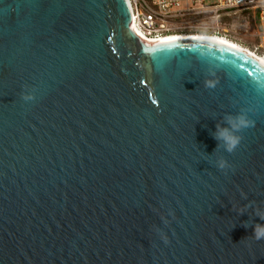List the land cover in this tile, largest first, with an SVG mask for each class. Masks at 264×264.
Listing matches in <instances>:
<instances>
[{"label":"water","instance_id":"obj_1","mask_svg":"<svg viewBox=\"0 0 264 264\" xmlns=\"http://www.w3.org/2000/svg\"><path fill=\"white\" fill-rule=\"evenodd\" d=\"M132 19L129 0H0V264H264V61ZM241 108L255 126L216 151Z\"/></svg>","mask_w":264,"mask_h":264},{"label":"built area","instance_id":"obj_2","mask_svg":"<svg viewBox=\"0 0 264 264\" xmlns=\"http://www.w3.org/2000/svg\"><path fill=\"white\" fill-rule=\"evenodd\" d=\"M133 9L132 26L141 37L158 41L173 35L185 34V29L206 26L219 21L226 11H253L257 18L258 45L255 53L264 57V0H129ZM227 37V36H226ZM260 50L262 53L259 54Z\"/></svg>","mask_w":264,"mask_h":264},{"label":"clouds","instance_id":"obj_3","mask_svg":"<svg viewBox=\"0 0 264 264\" xmlns=\"http://www.w3.org/2000/svg\"><path fill=\"white\" fill-rule=\"evenodd\" d=\"M215 77V68L209 66L207 69L206 78L204 79V86L208 89L216 88L219 81ZM21 96L25 102L34 101L36 99L34 90L22 92ZM252 111V108H241L234 114L226 113L224 115L223 119L226 126H222L218 123L216 126V131L215 133H213L214 139H216L217 141L216 151H218L219 149H223L225 152L231 154L241 146L242 140L244 139L242 133L246 129L254 127L256 123V121L249 115V113ZM215 163L216 167L222 171H226L232 167L230 162L223 155H220ZM254 215L260 217L261 220H264V210H259L255 207ZM162 220L165 225L169 224V220L167 219V217L162 216ZM244 226L247 227L248 222H245ZM154 227L155 231L160 235L161 239L165 243H168V235L163 231V229L156 226ZM252 239L256 241L264 240V224L255 223Z\"/></svg>","mask_w":264,"mask_h":264},{"label":"rangeland","instance_id":"obj_4","mask_svg":"<svg viewBox=\"0 0 264 264\" xmlns=\"http://www.w3.org/2000/svg\"><path fill=\"white\" fill-rule=\"evenodd\" d=\"M218 0H207L208 3L217 2ZM220 30L216 31L215 22L210 20L206 26H196L192 29H185L187 34H210L219 35L235 41L244 47L255 51L258 45L257 38V18L253 11H226L219 21ZM227 36V37H226ZM261 54L262 52L258 50Z\"/></svg>","mask_w":264,"mask_h":264},{"label":"bare ground","instance_id":"obj_5","mask_svg":"<svg viewBox=\"0 0 264 264\" xmlns=\"http://www.w3.org/2000/svg\"><path fill=\"white\" fill-rule=\"evenodd\" d=\"M134 30V29H133ZM182 35H188L187 33H185V34H182ZM197 35H209V36H215V37H219V38H224V37H221V36H219V35H210V34H197ZM174 36H178V35H173V36H170V37H174ZM169 38V37H168ZM224 39H227V40H230V39H228V38H224ZM158 41H160V40H158ZM230 41H232V40H230ZM233 42H235V41H233ZM235 43H237V42H235ZM239 44V43H238ZM239 45H241V44H239ZM241 46H243V45H241ZM244 47V46H243ZM246 48V47H245ZM248 49V48H247ZM248 50H250V49H248ZM251 52H253L255 55H257L259 58H261L263 61H264V57L263 56H261V55H258L257 53H255L254 51H252V50H250Z\"/></svg>","mask_w":264,"mask_h":264}]
</instances>
